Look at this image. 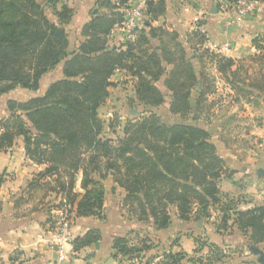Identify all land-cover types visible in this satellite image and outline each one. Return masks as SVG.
<instances>
[{
    "label": "trees",
    "instance_id": "trees-1",
    "mask_svg": "<svg viewBox=\"0 0 264 264\" xmlns=\"http://www.w3.org/2000/svg\"><path fill=\"white\" fill-rule=\"evenodd\" d=\"M43 1L53 6L59 0ZM101 1L110 12L93 14L81 30L84 38L73 48L63 26L72 16L68 6L62 5L56 11L58 23H54L39 0H0V96L16 86L39 89L42 76L63 62V78L50 83L38 96L9 100L10 115L0 119V151L22 136L27 157L45 165L28 183L24 191L28 199L38 190L43 192L38 205L45 207L49 225L50 210L62 204L54 202L59 195L66 204L74 206L75 217L98 216L104 198L102 179L112 171L113 181L125 191L122 205L130 219L161 230L170 223L171 205L176 206L180 219H188L193 205H197L198 214L212 220L218 233L235 227L245 238L246 246L262 244L264 249V205L234 209L232 213L229 203L216 207L217 179L225 171L223 160L207 127L189 120L195 112H202L204 96L213 91L204 74L200 80L186 58L184 41L194 38L201 45L203 36L192 32L183 41L177 40L176 32L154 28L150 22L160 15L163 2L148 0L146 14L150 22L144 24L136 40L127 42L123 49L110 47L107 36L121 16L115 10V1ZM116 1L125 4L128 0ZM157 31L169 38L158 52L149 40ZM253 45L264 52V36L255 37ZM197 56L200 61L204 57L215 60L231 87L241 82L240 70L230 69L231 58L207 49ZM166 65H171L168 72ZM116 69H124L136 78L133 103L141 109L136 117L126 120L122 135L113 140L102 135L103 121L97 110L109 94L110 77ZM163 74L171 93L169 102L155 85ZM197 83L200 90L195 92L194 103L192 93ZM253 85L264 88V73ZM77 175L82 192L74 189ZM48 192L55 194L54 201H43ZM211 210L219 212L213 215ZM98 239V232L90 229L73 238V248ZM130 239L113 237L115 253L129 259L139 254L143 258L140 263L144 264H150L157 256L161 260L154 264H182L183 258L188 257L182 251H162L151 256L157 245L144 237L135 244ZM197 241L195 252L207 248L201 259H208L209 264L226 257L223 246L211 242L207 234L197 236ZM247 263L259 264L249 260L234 264Z\"/></svg>",
    "mask_w": 264,
    "mask_h": 264
},
{
    "label": "crops",
    "instance_id": "crops-1",
    "mask_svg": "<svg viewBox=\"0 0 264 264\" xmlns=\"http://www.w3.org/2000/svg\"><path fill=\"white\" fill-rule=\"evenodd\" d=\"M39 1L48 19L54 23H58L56 11L62 5L72 10L71 18L63 26L69 45L73 48L77 47L79 41L84 38L81 30L93 14L110 12L109 7L103 5L101 0H59L53 6L43 0ZM231 1L162 0L163 10L151 26L160 28L161 31L176 32L177 35L179 34L177 40L184 41L187 39L185 36L192 18L199 15L201 23L213 41L218 44L228 42L231 45L230 51L223 52L222 55L233 60L230 69L240 70L241 82L237 83V87H231L224 74L214 66L215 86L213 91L204 96L201 102L202 112L200 114L195 112L193 119L194 123L207 127L217 153L223 160L225 171L217 179L219 202L216 207L218 208L222 203H229L231 207L229 212L232 213L234 209L247 210L264 205V177L258 174L260 169L264 170V88L253 85L264 73V52L253 45L255 37L264 36V0L253 16L233 26H225L228 13H225L224 9ZM145 31L146 34H150L148 28H145ZM161 34L163 32L157 31L156 36H149L150 46L157 52L162 43L169 40ZM107 45L124 48L116 36L108 35ZM184 45L186 58L192 63L194 73L203 80L206 76L202 69L203 61L199 60L197 56L199 53L195 52L199 44L196 39L190 38L187 43L184 41ZM210 61L216 65L215 60L210 59ZM170 68L171 65H166V72ZM62 69L63 62H60L48 70L42 76L37 90L16 86L3 93L0 96V119L10 115L7 108L9 100L24 101L40 95L50 83L63 78ZM165 78L166 74L161 75L155 85L169 102L171 93L164 84ZM122 79L124 84L118 86ZM110 81L109 94L97 111L103 121L102 135L105 137L106 131L109 134L105 138L115 139L122 135L126 119L115 125L109 118L111 113L116 111L121 119L124 118L122 115L125 110L132 114L134 111L137 113L140 107L134 106L133 103L136 82L134 76L119 69L111 75ZM199 86L200 84L197 83L193 87L194 103L197 98L195 92L200 90ZM201 115L204 118H201ZM24 145L23 137L18 136L9 148L0 151V264H47L51 260H57L58 264H144L140 263L143 258L140 259L139 254L135 259L116 254L112 248L115 236L130 237L132 244L137 243L139 237H144L148 239V243L157 245L159 252L182 251L191 257L199 255V252H195L197 236L207 234L210 241L223 246L226 253L222 261L212 264L256 261L259 252L264 254L262 244L246 246L245 238L235 227L224 233H218L212 220L198 214L197 205H193L188 219L177 217L176 206L171 205L170 223L167 228L161 230H153L152 226L130 219L122 205L125 191L113 181L112 171L107 172L102 179L104 198L101 214L75 217L70 228V235L73 238L95 229L99 239L76 250L73 248V243H63L62 252L59 254L56 250L55 238L47 230L49 224L46 209L42 204L38 205V198L43 192L36 191L31 199H28L24 192L31 179L45 168V165L34 163L27 157ZM47 179L51 180L52 177ZM74 189L82 192L80 175H77ZM20 198H23L22 202L17 203ZM54 198L55 194L48 192L43 201L48 202ZM211 212L216 215L219 211L211 210ZM199 220L200 226L197 225ZM204 252L206 249H203L202 253ZM248 253L249 256L243 257Z\"/></svg>",
    "mask_w": 264,
    "mask_h": 264
},
{
    "label": "built area",
    "instance_id": "built-area-1",
    "mask_svg": "<svg viewBox=\"0 0 264 264\" xmlns=\"http://www.w3.org/2000/svg\"><path fill=\"white\" fill-rule=\"evenodd\" d=\"M148 0H128L125 4H119L115 0V5L120 13L121 20L116 23L110 30V36H116L123 47L127 42H133L141 33V29L145 23L150 22L149 17L146 14ZM262 4V0H232L225 6V13L228 16L225 20V26H233L248 17L253 16ZM151 21L150 23H152ZM189 33L198 32L203 36V41L200 45L201 50L207 49L210 52L222 55L223 52H229L231 45L228 42L218 44L212 40L205 26L201 23L199 15H195L192 18ZM119 69H116V71ZM124 70V69H122ZM125 73H128L124 70ZM115 72V71H114ZM57 200V201H56ZM54 202L60 203L61 206L52 208L50 210L51 225L48 226L50 233L55 238V245H57V252L61 254L63 243H72L73 237L70 235V228L74 222L75 214L73 207L66 204L65 199L62 196H57ZM207 251V248H204ZM206 253V252H205ZM199 252V255H202ZM47 264H58L57 260H51Z\"/></svg>",
    "mask_w": 264,
    "mask_h": 264
},
{
    "label": "rangeland",
    "instance_id": "rangeland-1",
    "mask_svg": "<svg viewBox=\"0 0 264 264\" xmlns=\"http://www.w3.org/2000/svg\"><path fill=\"white\" fill-rule=\"evenodd\" d=\"M187 34H189V31L187 30V33H186V35ZM186 37V36H185ZM189 37V36H188ZM198 48H200V49H198ZM196 50H195V52L197 51L198 53H199V51H201V47H200V45H199V47H198ZM213 62V61H212ZM211 61H210V59L208 58V57H205V60H203V62H202V69H203V72L206 74V76H205V78L207 79V82L208 83H211L212 84V86H215V82H216V77H215V67H216V65L215 64H213ZM245 64H248V63H245ZM215 66V67H214ZM123 80L124 79H122V82H119L118 83V86H120L121 84H124L123 83ZM124 93H126V94H128L126 91H124ZM141 109V108H140ZM140 109H137V112H139V110ZM108 110V109H107ZM106 110V111H107ZM112 112V111H111ZM136 111L134 112V113H129V111L128 110H125L124 111V115H122L124 118H119V114L118 113H116V111L115 112H113V113H111V115H110V119H111V122L112 123H114L115 125H118V122H123V120L124 119H126V120H129V119H132V118H134V117H136L137 116V114L138 113H136ZM103 115V114H102ZM121 117V116H120ZM204 118V116L203 115H201V118ZM126 120H124L125 122H126ZM189 120L191 121V120H194V119H191V117L189 116ZM120 125V124H119ZM116 128H117V126H116ZM105 130V129H104ZM106 135H108L109 133L108 132H104ZM118 133L120 134L121 133V129L120 130H118ZM105 135V137H107ZM113 136V135H112ZM116 138H118V137H116ZM115 138V139H116ZM111 139H113V138H111ZM115 139H113V140H115ZM107 174H105V176H106ZM55 200V198L52 200V201H54ZM57 201V200H56ZM123 208L126 210V208L123 206ZM126 212H127V210H126ZM200 237V236H199ZM197 245H198V241H197ZM199 246V245H198ZM159 250V247H157V248H154V250H151L152 252H150V254H151V256H154L155 254H161V251L159 252L158 251ZM157 252V253H154V252ZM159 252V253H158ZM236 252V251H235ZM204 255H198L199 257H196V256H194V255H192L193 257H184L183 258V260L181 261L182 262V264H209V262H208V259H205V260H203V259H201V258H204V256L206 255V253L204 252L203 253ZM250 255V253H248V255L247 254H244L243 255V257H246V256H249ZM188 256V255H187ZM242 255H240V258H242L241 257ZM158 257V256H157ZM157 257L155 258L154 257V259L152 260V262H154V260L155 259H157ZM191 258H193V259H191ZM197 258V261L195 262L194 261V259H196ZM253 258V257H252ZM254 258H255V256H254ZM256 259V258H255ZM157 260H161V258L160 257H158V259ZM157 260H155V261H157ZM201 260V261H200ZM200 261V262H199ZM256 262H257V259H256ZM211 263V262H210ZM258 263V262H257Z\"/></svg>",
    "mask_w": 264,
    "mask_h": 264
},
{
    "label": "water",
    "instance_id": "water-1",
    "mask_svg": "<svg viewBox=\"0 0 264 264\" xmlns=\"http://www.w3.org/2000/svg\"><path fill=\"white\" fill-rule=\"evenodd\" d=\"M135 112V111H134ZM133 112V113H134ZM194 117H197V115H194ZM258 174H259V176H263L264 177V170L263 169H260L259 171H258ZM198 226H200L201 225V221L199 220L198 221V224H197ZM253 248V247H252ZM255 251H257V249H255V248H253ZM257 262L259 263V264H264V254L262 253V252H259V256H258V258H257Z\"/></svg>",
    "mask_w": 264,
    "mask_h": 264
}]
</instances>
